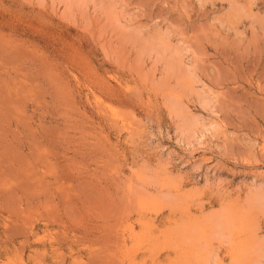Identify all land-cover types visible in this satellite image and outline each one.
Returning a JSON list of instances; mask_svg holds the SVG:
<instances>
[{
    "label": "rangeland",
    "instance_id": "rangeland-1",
    "mask_svg": "<svg viewBox=\"0 0 264 264\" xmlns=\"http://www.w3.org/2000/svg\"><path fill=\"white\" fill-rule=\"evenodd\" d=\"M0 264H264V0H0Z\"/></svg>",
    "mask_w": 264,
    "mask_h": 264
},
{
    "label": "bare ground",
    "instance_id": "bare-ground-1",
    "mask_svg": "<svg viewBox=\"0 0 264 264\" xmlns=\"http://www.w3.org/2000/svg\"><path fill=\"white\" fill-rule=\"evenodd\" d=\"M1 116V115H0Z\"/></svg>",
    "mask_w": 264,
    "mask_h": 264
}]
</instances>
